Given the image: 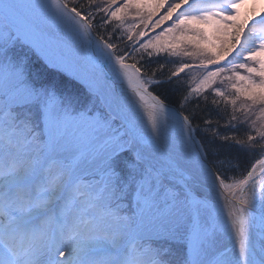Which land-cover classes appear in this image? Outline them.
<instances>
[{"label": "snow or ice", "instance_id": "1", "mask_svg": "<svg viewBox=\"0 0 264 264\" xmlns=\"http://www.w3.org/2000/svg\"><path fill=\"white\" fill-rule=\"evenodd\" d=\"M248 2L0 0V264H264V0L241 19ZM186 72L178 108L149 92ZM202 102L231 115L194 124ZM217 140L257 157L242 178Z\"/></svg>", "mask_w": 264, "mask_h": 264}, {"label": "trees", "instance_id": "2", "mask_svg": "<svg viewBox=\"0 0 264 264\" xmlns=\"http://www.w3.org/2000/svg\"><path fill=\"white\" fill-rule=\"evenodd\" d=\"M76 6L80 7L82 4L85 3V0H76ZM70 6L72 4L69 3ZM157 17H153V19H156ZM98 19V18H97ZM125 28L129 25L132 24H137L138 27L135 31H139L140 29H143V24H140L138 19L134 18L133 15H128L125 16ZM117 22H113L115 24ZM154 29H148L146 30L148 32V35L151 36L154 32ZM112 31V25L108 26L107 32H102L100 30L94 29V32L97 35H104L105 38H107L108 32ZM117 36H120L122 33V30H117ZM135 34V33H134ZM113 42H117L115 38L113 39ZM125 47L124 44H120V48L123 49ZM170 59L167 56H161L159 57V62L163 63L164 60ZM176 61L178 64L181 62V57H175L171 58ZM184 62L187 63H192L188 58H183ZM127 63H132L133 61L129 59L126 61ZM152 67H156V64L153 63ZM174 67V65L169 64L166 66L164 70V75H167V72L170 68ZM193 74L192 73H183L181 74L180 78L178 80H174L172 83H163L160 85L153 84L149 88L150 90L156 95L159 96L160 99L164 100V102L172 104L175 107H179V102L182 98V96L186 93L187 91V84ZM162 76L161 74H157V79H161ZM72 87L78 88V85H75L74 83L72 84ZM216 87H223V85L217 83ZM212 97L209 94V100H211ZM203 109V111H201ZM201 109H196L194 103L188 105V107L185 109V114L188 115L192 113L194 110L196 112V117L193 120L194 124H200L203 126V118L211 115L213 119V123L215 124V120L217 119V114H220V123L223 124L224 120H226L230 115H231V109L230 107L225 109L224 105L221 104L220 108L217 109L210 103L208 105H204V103H201ZM238 116H240L241 120L243 119V114L242 113H237ZM246 125H242L239 127V130L236 131V135L243 137L244 131H245ZM221 133L226 132L227 130L224 128L220 129ZM199 135V134H198ZM206 143H207V138ZM215 150V155H212V151ZM210 158L213 160H221V159H226V158H231V165L225 164L222 171L227 177H234V178H242V175L246 172V170L251 166V163L254 162V160L257 158L256 156H249L245 153L239 152L235 147L229 148L227 145H222L220 141H215L213 145L210 146Z\"/></svg>", "mask_w": 264, "mask_h": 264}, {"label": "bare ground", "instance_id": "3", "mask_svg": "<svg viewBox=\"0 0 264 264\" xmlns=\"http://www.w3.org/2000/svg\"><path fill=\"white\" fill-rule=\"evenodd\" d=\"M251 7H252L251 0H249L248 4L245 5L241 9V19L243 18L244 13H247L248 11L251 10ZM124 87L127 88V85H125ZM152 103L153 102L150 99H148V98L145 97V101L142 104V109L136 115L137 121L138 122L139 121H143L144 127H147L146 113L149 112V111H151V104ZM166 135L169 136V137L172 136V135H174V129H173V127L171 125L166 130ZM209 195L211 197L212 203L214 205L218 206V210L219 209H222L225 201L220 199V193L219 192H211V193H209ZM221 218L223 219L222 221H224L226 219V215L224 217H221ZM225 240H226L225 242L220 243L221 247H225V246L231 244V240L228 238V236L226 234H225ZM57 258L59 259V257H57Z\"/></svg>", "mask_w": 264, "mask_h": 264}, {"label": "rangeland", "instance_id": "4", "mask_svg": "<svg viewBox=\"0 0 264 264\" xmlns=\"http://www.w3.org/2000/svg\"><path fill=\"white\" fill-rule=\"evenodd\" d=\"M69 3L72 4V3H73V0H69ZM76 3H77V1H76ZM162 11H163V10H161V12H162ZM226 39H227V38H226V37H223V36H220V37L216 38V43H217V45L219 44V42H220L221 40H225V41H226ZM217 50H219V48H217ZM258 178H259V177H258ZM219 220H220L221 223H223V221H222L223 219H222L221 217H219ZM222 237H223V236L220 237V241H221ZM220 241H219V243H220Z\"/></svg>", "mask_w": 264, "mask_h": 264}, {"label": "water", "instance_id": "5", "mask_svg": "<svg viewBox=\"0 0 264 264\" xmlns=\"http://www.w3.org/2000/svg\"><path fill=\"white\" fill-rule=\"evenodd\" d=\"M93 35L96 36L94 33H93ZM150 93H151V92H150ZM151 94H152V93H151ZM152 95H154V94H152ZM147 97H148L149 99H151L150 96H147ZM166 104H167V103H166ZM168 105H169V104H168ZM169 106H170V107H173L172 105H169Z\"/></svg>", "mask_w": 264, "mask_h": 264}]
</instances>
